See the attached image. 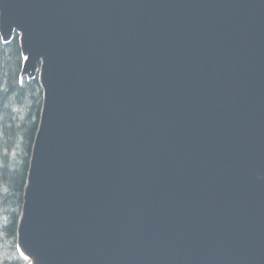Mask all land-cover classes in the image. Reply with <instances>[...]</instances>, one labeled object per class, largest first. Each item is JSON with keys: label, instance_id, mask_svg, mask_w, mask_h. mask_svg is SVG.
<instances>
[{"label": "water", "instance_id": "water-1", "mask_svg": "<svg viewBox=\"0 0 264 264\" xmlns=\"http://www.w3.org/2000/svg\"><path fill=\"white\" fill-rule=\"evenodd\" d=\"M44 103L18 247L37 264H264V0H0Z\"/></svg>", "mask_w": 264, "mask_h": 264}, {"label": "trees", "instance_id": "trees-1", "mask_svg": "<svg viewBox=\"0 0 264 264\" xmlns=\"http://www.w3.org/2000/svg\"><path fill=\"white\" fill-rule=\"evenodd\" d=\"M18 38L0 37V264H28L16 249L17 229L43 106L38 77L22 76Z\"/></svg>", "mask_w": 264, "mask_h": 264}, {"label": "bare ground", "instance_id": "bare-ground-1", "mask_svg": "<svg viewBox=\"0 0 264 264\" xmlns=\"http://www.w3.org/2000/svg\"><path fill=\"white\" fill-rule=\"evenodd\" d=\"M24 255V254H23ZM24 257L30 262V264H37V262L36 261H34L35 260V258L33 257V256H25L24 255Z\"/></svg>", "mask_w": 264, "mask_h": 264}, {"label": "rangeland", "instance_id": "rangeland-1", "mask_svg": "<svg viewBox=\"0 0 264 264\" xmlns=\"http://www.w3.org/2000/svg\"><path fill=\"white\" fill-rule=\"evenodd\" d=\"M38 66H39V64L37 65V68H38ZM34 143H35V140H34ZM33 147H34V144H33V146H32V151H33Z\"/></svg>", "mask_w": 264, "mask_h": 264}]
</instances>
